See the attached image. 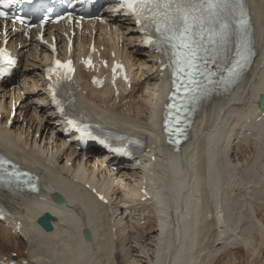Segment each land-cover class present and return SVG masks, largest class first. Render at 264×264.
<instances>
[{
    "label": "bare ground",
    "instance_id": "bare-ground-1",
    "mask_svg": "<svg viewBox=\"0 0 264 264\" xmlns=\"http://www.w3.org/2000/svg\"><path fill=\"white\" fill-rule=\"evenodd\" d=\"M255 1V65L229 99L204 109L182 151L162 145L164 72L159 71V56H132L135 42L123 31L117 54L127 64L132 88L116 98L108 89L94 90L89 75L79 71L78 113L142 139L145 152L151 151L140 165L122 166L113 174L101 160L96 170L91 155L80 170L78 153L63 148L62 127L54 112L44 109L48 102L41 65L46 61L38 56L44 49L30 45L28 51L18 50L25 75L16 91L0 84V115L9 116L13 99L21 104L12 130L3 129L6 122L0 127V152L38 175L41 191L34 196L0 194V202L28 225L21 236L0 225V243L15 252L23 246L29 264H213L222 254L227 264H242L231 251L238 246L246 252V264H264V119L254 123L261 113L257 99L264 96V0ZM117 40L103 43L116 47ZM38 132L41 139L35 140ZM152 156L156 163L150 162ZM69 161L73 166L66 168ZM81 179L97 184L110 204L98 205L82 192L73 182ZM144 179L151 200L141 203ZM56 194L65 206L53 200ZM44 213L56 218L51 233L37 226ZM136 227L144 229V235L137 234ZM84 230L91 233L89 242Z\"/></svg>",
    "mask_w": 264,
    "mask_h": 264
},
{
    "label": "snow or ice",
    "instance_id": "snow-or-ice-1",
    "mask_svg": "<svg viewBox=\"0 0 264 264\" xmlns=\"http://www.w3.org/2000/svg\"><path fill=\"white\" fill-rule=\"evenodd\" d=\"M10 3L12 0H0V4L5 7ZM124 4L136 17L137 24L148 21L145 27H154L155 31L170 43L173 49L182 50L174 53L177 55V60L173 75L185 73L190 79L196 70V61L199 59L198 50L203 46L204 40L211 41L212 37L217 34L226 40L230 27L229 10L234 11L235 8L242 6L241 0H124ZM0 17L6 18L7 12L0 11ZM5 59H8L9 63L13 62L10 57L6 56L5 51L0 49V62ZM55 63L59 68L72 71L68 67L70 61L67 65L61 64L60 61ZM121 67V65H116L113 72L115 73ZM48 71L55 73L56 68H50ZM53 99L55 100V93H53ZM180 111V108L176 109L177 113ZM169 115L171 117L172 114ZM69 123L73 122L69 121ZM180 123L181 117L177 114L174 120L170 118L166 121V131L181 132V128L171 127ZM3 163L6 161H0V164ZM17 179H19L18 175Z\"/></svg>",
    "mask_w": 264,
    "mask_h": 264
},
{
    "label": "rangeland",
    "instance_id": "rangeland-1",
    "mask_svg": "<svg viewBox=\"0 0 264 264\" xmlns=\"http://www.w3.org/2000/svg\"><path fill=\"white\" fill-rule=\"evenodd\" d=\"M244 184H246V182H244ZM243 199H245V196L243 195L242 196V200H240V201H238V207H240V205L242 204V203H244V201L245 200H243ZM1 228V227H0ZM137 228V227H136ZM136 228H135V230H136ZM141 229V230H140ZM145 232V230L143 229L142 230V228H140L139 227V229L137 228V230H136V233L138 234H140V235H144L143 233ZM3 233V230H2V228L0 229V235ZM145 235H146V233H145ZM145 238V236H143V238H142V241L144 242V239ZM238 246V245H237ZM0 248L2 249V250H4L5 251V249L8 251V253H10V254H12V253H20L18 256L20 257V258H24L25 257V250H23V246H21V248H19L16 252L13 250L14 248L12 247V246H7V245H5V244H2V243H0ZM241 249H243V247L241 248V246H238V248L236 247V248H232L231 249V251H233L238 257V262H240V263H242V264H246V252L244 253V252H242L243 250H241ZM11 251H12V253H11ZM22 252V253H21ZM223 258V260H222V258ZM244 257V258H243ZM244 259V260H243ZM118 261H119V258L117 259ZM221 260V261H220ZM219 261V262H218ZM259 264H261V262H258ZM213 264H227L226 263V260H225V258L223 257V254H222V256L220 255V256H218L217 257V261L216 262H214Z\"/></svg>",
    "mask_w": 264,
    "mask_h": 264
},
{
    "label": "water",
    "instance_id": "water-1",
    "mask_svg": "<svg viewBox=\"0 0 264 264\" xmlns=\"http://www.w3.org/2000/svg\"><path fill=\"white\" fill-rule=\"evenodd\" d=\"M50 217L49 216H46L45 218H43L40 222L43 224V226H45L48 230H50L51 229V227H50V225H49V223H48V219H49Z\"/></svg>",
    "mask_w": 264,
    "mask_h": 264
}]
</instances>
